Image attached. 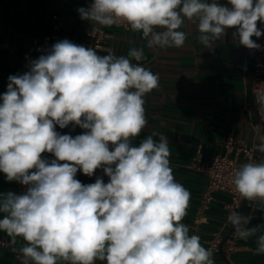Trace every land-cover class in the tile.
<instances>
[{
  "label": "clouds",
  "instance_id": "1",
  "mask_svg": "<svg viewBox=\"0 0 264 264\" xmlns=\"http://www.w3.org/2000/svg\"><path fill=\"white\" fill-rule=\"evenodd\" d=\"M77 11L94 25L126 23L150 49L184 46L186 22L209 50L228 29L248 49L259 50L252 37L264 36V0H92ZM129 56H101L63 39L31 60L27 72L9 76L0 94V173L25 190L0 193V230L26 242L22 264H215L182 223L190 192L173 175L167 137L154 133L133 145L159 76L132 62L145 58L142 48ZM256 102L264 106V95ZM70 124L85 131L57 132ZM101 168L107 183L76 179L78 171L92 177ZM232 183L245 199L264 200V161L243 164ZM251 220L228 216L235 235L255 236V252L264 255V224L249 227Z\"/></svg>",
  "mask_w": 264,
  "mask_h": 264
},
{
  "label": "crops",
  "instance_id": "2",
  "mask_svg": "<svg viewBox=\"0 0 264 264\" xmlns=\"http://www.w3.org/2000/svg\"><path fill=\"white\" fill-rule=\"evenodd\" d=\"M92 0H0V94L7 90L10 75L23 74L29 70L31 60L42 50L34 38L55 33L57 41L68 39L89 47V32L92 22L83 21L78 8L87 7ZM55 26H57L55 28ZM264 29V23L258 22ZM187 33L182 47L148 48L140 32L129 27H110L111 38L102 55L129 56L132 48H142L145 58L132 60L159 76V87L146 94L145 110L147 125L133 138V145L152 136L167 137L170 149V167L173 175L189 192L190 201L182 223L188 226L189 234L200 237V243L207 249L211 234L224 225L226 194L218 193L206 210L201 211V196L206 177L192 169L191 164L198 145H202V161L210 163L218 154H224L225 142L261 144L264 128L252 97L254 82V55L250 49L234 41L228 29L225 38L218 40L209 50L199 41V33L191 22L183 29ZM254 40V37H252ZM256 39V37H255ZM257 41V40H256ZM2 102V101H0ZM60 134L73 137L85 130L70 124ZM262 153V152H260ZM51 160V153L42 154ZM234 157V153H231ZM104 182L109 178L102 168L98 169ZM76 179L83 184L94 183L97 177L84 176L78 171ZM24 186L8 182L0 173V193L23 192ZM0 213V218L3 217ZM252 217L251 227L264 224V200L255 205L247 204L243 213ZM230 227L225 230V235ZM261 233H257L260 235ZM26 242L16 237L13 242L6 232L0 230V264H22L16 255ZM235 250L227 255L219 251L212 257L215 264H264V255H257L256 237L238 239ZM59 264H70L60 261ZM96 264H105L97 261Z\"/></svg>",
  "mask_w": 264,
  "mask_h": 264
},
{
  "label": "built area",
  "instance_id": "3",
  "mask_svg": "<svg viewBox=\"0 0 264 264\" xmlns=\"http://www.w3.org/2000/svg\"><path fill=\"white\" fill-rule=\"evenodd\" d=\"M219 3L227 4V0H219ZM56 27L57 26H55V28ZM110 27L122 28L125 30L129 28L126 23L120 22H117ZM110 27L93 25L89 32V47L95 49L98 55H102V51L106 49L108 41L111 38V33L108 31V28ZM256 40L257 44L261 45V48L259 50L250 49V52L255 56L254 82L251 90L258 117L264 128V106H261L256 102L257 96L264 95V36L256 38ZM33 42L42 47L41 52L37 56L38 58L45 50L57 42V36L55 33H50L41 38H34ZM224 145L226 149L225 153L216 155L210 163H203L201 153L202 145H198L196 148V154L191 164L193 170L206 177V184L201 196V211L206 210L209 204L215 200L216 194L222 193L228 196V200L225 203L226 214L224 225L214 231L207 240V249L212 251L213 257L219 253L220 248L224 250L225 254H231L235 250V244L239 239L233 230L228 239L222 245L225 237V230L231 226L228 222V216L232 212L239 213V210L245 200V198L242 197L235 189V186L232 183L234 172L243 164L250 162L259 163V159L261 158V153L257 144L234 142L231 138H229L226 140ZM231 153H234V157L231 156ZM78 173L79 172H77V175ZM80 173L84 175L82 172ZM98 176H102V173L97 169L93 177ZM258 200L259 198L249 200L248 204L255 205ZM16 257L18 260H22L21 254H17Z\"/></svg>",
  "mask_w": 264,
  "mask_h": 264
},
{
  "label": "water",
  "instance_id": "4",
  "mask_svg": "<svg viewBox=\"0 0 264 264\" xmlns=\"http://www.w3.org/2000/svg\"><path fill=\"white\" fill-rule=\"evenodd\" d=\"M254 41L257 43L255 37H254ZM254 64H255V56H254ZM253 73H254V67H253ZM263 159H264V152L261 153V158L259 159V162L263 161ZM248 201H249V200H247V199L244 200V202H243V204H242V206H241V208H240V210H239V213H241V214L244 213L245 208H246V206H247V204H248ZM233 230H234V229H233V226L231 225L230 228H229V230H228V232L226 233V235H225V237H224V241H223L222 245H223V244L225 243V241L228 239L229 235L231 234V232H232ZM220 252H222V248H220Z\"/></svg>",
  "mask_w": 264,
  "mask_h": 264
}]
</instances>
